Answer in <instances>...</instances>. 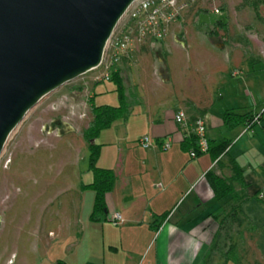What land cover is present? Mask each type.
<instances>
[{
	"label": "crops",
	"instance_id": "crops-1",
	"mask_svg": "<svg viewBox=\"0 0 264 264\" xmlns=\"http://www.w3.org/2000/svg\"><path fill=\"white\" fill-rule=\"evenodd\" d=\"M260 30L261 38L247 40V44L236 37L210 42L212 47L224 52L228 64H233L234 57L240 55L242 65L231 69L232 78L227 77L228 73L223 74L221 90L213 89L205 102L184 97L176 107L166 105L144 117L135 115L132 121L141 127L133 136L135 142L117 134L114 137L117 148L112 144L107 149L106 141H100L97 167L110 169L115 177L104 197L105 218L98 222L89 218L94 191L81 185L91 181L90 172L71 202L70 216L63 218L66 229L61 235L67 242L65 253L49 260V264L57 261L62 264H260L249 260L247 254L251 242L257 245L258 236L262 238L259 241L263 240L264 229L253 224L247 206H254L255 198L264 200V115L251 130L242 122L227 124L224 120L226 112L252 116L264 107V31ZM247 57H252L254 65L247 62ZM219 59L216 54L211 56L214 63L220 62ZM161 70L165 75L162 79L167 80L166 67ZM178 110L184 111L190 121L203 119L207 139L213 145L228 142L224 154L218 157L222 160L220 166L210 153L191 158L182 147L186 132L174 120ZM145 134L153 140L149 149L137 145ZM127 135L132 132L128 131ZM168 139L170 148L161 149V142ZM227 156L234 158L241 168L243 182L234 183L233 196L215 199L206 173L214 171L230 176ZM105 161L107 165L101 164ZM86 190L93 191L90 205L84 199ZM234 205H239L238 220L234 229L225 233L228 244L222 241L219 247L213 242L218 221ZM114 212L123 217L118 226L109 221ZM259 256L264 258V254Z\"/></svg>",
	"mask_w": 264,
	"mask_h": 264
},
{
	"label": "rangeland",
	"instance_id": "rangeland-1",
	"mask_svg": "<svg viewBox=\"0 0 264 264\" xmlns=\"http://www.w3.org/2000/svg\"><path fill=\"white\" fill-rule=\"evenodd\" d=\"M241 2L215 0L214 4L194 6L183 14L180 23L172 27L164 42H149V45L137 48L130 58L120 61L117 74L129 108L127 114L119 118L120 122L113 124L119 119L114 120L99 131L95 141H91L100 145L96 166L101 154V140L106 141L104 147L107 149L112 144L117 148L114 138L117 134L134 141L133 136L141 128L132 121L135 115L144 117L154 112L153 109H164L166 105L176 107L184 97L205 102L213 89L221 90V76L229 75L231 69L240 68L242 63L239 55L234 57L233 64H228L224 52L212 47L210 42L239 36L254 40L261 38L258 30L264 31V23L250 7L240 6ZM214 7L220 12L214 13ZM260 15L264 19V7L262 10L260 7ZM218 20L226 23L228 33L220 29L219 36H206L201 25L210 27ZM173 32L178 39L182 38L181 42L171 37ZM162 49L164 63L158 56L160 53L156 54V50ZM214 54L219 56L220 62H212ZM164 66L167 80L162 79ZM85 79L80 76L43 97L26 113L5 143L0 154V264H49V260L65 253L67 242L61 235L66 229L63 218L70 216L71 202L90 173L89 146L82 135L92 118L90 103L84 106L73 103L69 99L72 87L86 84L95 106L116 107L120 102L114 81L92 83L86 80V83ZM55 117L66 118L74 130L61 134L47 131V124ZM128 131L132 135H127ZM84 196L90 205L93 191L86 190ZM255 199L254 206H247V215L253 224L264 229V200ZM233 226L229 231L234 229ZM225 235L224 231L217 230L214 244L220 247L223 241L227 245ZM260 238L258 236L256 240L257 245L254 241L249 244L247 257L264 264V258L259 256L264 254V237L262 241Z\"/></svg>",
	"mask_w": 264,
	"mask_h": 264
},
{
	"label": "water",
	"instance_id": "water-1",
	"mask_svg": "<svg viewBox=\"0 0 264 264\" xmlns=\"http://www.w3.org/2000/svg\"><path fill=\"white\" fill-rule=\"evenodd\" d=\"M133 1L0 0V154L33 106L100 63Z\"/></svg>",
	"mask_w": 264,
	"mask_h": 264
},
{
	"label": "built area",
	"instance_id": "built-area-1",
	"mask_svg": "<svg viewBox=\"0 0 264 264\" xmlns=\"http://www.w3.org/2000/svg\"><path fill=\"white\" fill-rule=\"evenodd\" d=\"M215 0H134L126 9L114 30L111 33L103 50L100 63L86 72L82 77L85 81L101 83L110 81L112 73L117 69L123 58H130L135 50L149 42H162L171 33L172 27L180 23L183 14L194 6H203L213 3ZM219 13L218 7L212 10ZM159 59V58H158ZM237 73H234V75ZM86 81V83H87ZM86 85V84H85ZM264 114V107L261 112L252 115L249 124L245 125L251 130L252 123H258L260 116ZM175 122L185 131L186 135H196L198 149L201 153L208 150V139L206 126L201 118L190 121L185 112L178 110L174 115ZM153 144L150 135H142L138 139V145L143 149H149ZM170 140L161 142L163 150L169 149ZM191 158L196 157L195 151H189ZM261 197V196H260ZM112 225L118 226L123 222L119 212H114L109 218Z\"/></svg>",
	"mask_w": 264,
	"mask_h": 264
},
{
	"label": "trees",
	"instance_id": "trees-1",
	"mask_svg": "<svg viewBox=\"0 0 264 264\" xmlns=\"http://www.w3.org/2000/svg\"><path fill=\"white\" fill-rule=\"evenodd\" d=\"M248 6L250 7L255 16L264 23V19L260 15V7L264 5V0H242L240 6ZM206 10H202L201 12H205ZM201 29L203 33L208 37L219 36V30L228 33V28L226 23L218 20L212 26L201 25ZM243 37V36H242ZM242 37H238L237 39H242ZM222 38V36L220 37ZM247 44V39H243ZM247 62L251 65H254V61L252 57H247ZM117 69L112 73L111 79L117 85V91L119 96V105L116 107L111 106H95L91 103L92 98L90 99V109L92 118L89 121L88 125L82 131V135L88 143L89 146V171L91 172L92 178L88 184H82L81 188H91L94 191V200L92 209L89 215L91 221H102L105 218V193L110 190L114 182V174L110 169L99 168L95 165L99 154V146L94 141L99 131L102 128H105L111 122L116 119L123 118L128 111V103L126 100V95L123 91L122 83L119 81ZM264 114L260 116L259 119L262 118ZM252 119V116L245 114H234L226 112L224 114V120L227 124H234L235 122H242L244 125L249 124ZM257 123H252L251 128H253ZM228 142H221L216 145H213L210 141H208V150L206 153H210L213 160H216L217 166H220L221 159L218 157L224 154V151L227 147ZM182 147L186 151H195L196 155L199 156L203 153L200 152L197 145L196 135L188 134L185 135L183 141L181 143ZM226 166L230 170V176H224L222 174H217L214 171H208L206 173V178L208 183L212 189L213 197L215 199H221L226 195H234V183L243 182V174L242 170L235 161L234 158L227 156L226 157ZM239 210V205L231 206L229 212L222 216L218 221V231H224V233H228L231 225L237 222L236 213ZM56 264H62V261H57ZM239 264V263H237Z\"/></svg>",
	"mask_w": 264,
	"mask_h": 264
},
{
	"label": "flooded vegetation",
	"instance_id": "flooded-vegetation-1",
	"mask_svg": "<svg viewBox=\"0 0 264 264\" xmlns=\"http://www.w3.org/2000/svg\"><path fill=\"white\" fill-rule=\"evenodd\" d=\"M174 36V37H173ZM171 37L177 41V42H181L182 38L178 39L177 36L175 35V33L173 32L171 34ZM160 53V54H159ZM156 54H159L158 56L161 58L160 60H162L161 62L164 63V50H156ZM164 70V68H163ZM74 81V80H73ZM88 88L86 87L85 84L83 85H75L72 87V95L69 96V99L75 103V104H81V105H87V103H90V99L92 98V94L89 93L88 94ZM69 121L66 120V118H52L50 120V123L47 124L48 128L47 131L54 133V134H58V132H61V130H65L66 126L65 124H70L68 123Z\"/></svg>",
	"mask_w": 264,
	"mask_h": 264
}]
</instances>
